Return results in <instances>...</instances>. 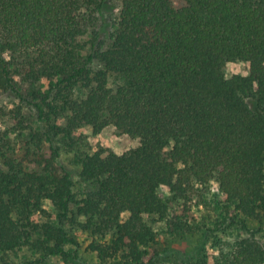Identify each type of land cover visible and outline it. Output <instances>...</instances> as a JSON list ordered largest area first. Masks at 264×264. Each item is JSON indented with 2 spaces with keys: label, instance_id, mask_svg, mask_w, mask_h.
<instances>
[{
  "label": "trees",
  "instance_id": "trees-1",
  "mask_svg": "<svg viewBox=\"0 0 264 264\" xmlns=\"http://www.w3.org/2000/svg\"><path fill=\"white\" fill-rule=\"evenodd\" d=\"M211 182L238 238L154 249L202 231L170 205ZM263 218L264 0H0V264H91L79 236L95 264H264Z\"/></svg>",
  "mask_w": 264,
  "mask_h": 264
},
{
  "label": "rangeland",
  "instance_id": "rangeland-1",
  "mask_svg": "<svg viewBox=\"0 0 264 264\" xmlns=\"http://www.w3.org/2000/svg\"><path fill=\"white\" fill-rule=\"evenodd\" d=\"M173 3L175 6L179 7L182 4V0H173ZM225 72L228 76H245L249 72V65L243 62L231 63L226 67ZM77 135H83L93 149L102 146L110 149L116 154H122L138 145V140L126 135H121L112 127H107L99 134H94L93 130L89 127H83L78 131ZM160 194L164 200L171 199V193L167 188H162ZM189 197L190 198L185 201L177 200V202H171L169 219L172 223L177 222L178 217L186 220L187 223H201L202 227H204L202 231L170 234L166 232L165 229H159L160 227H158V231H160L158 245H154L153 248L157 249L160 253L165 249H176L189 253L199 244L202 235L206 233L208 234L206 252L209 259H212L218 253V250L215 248L216 244L222 246L223 242L232 243L238 238L236 229H219V224L228 223L229 219H227L226 222L224 220L226 216H233L234 211L233 209L227 208L226 197L218 190L215 182H211L206 186H197ZM248 223H250V226L253 228L261 227L264 230V218L261 224L255 220L249 221ZM207 227H210L212 231H208L209 233L205 232L204 229ZM78 241L82 243L80 249L82 259L89 261L91 264H95L97 262L96 257L84 251L90 239L85 236H79ZM31 258L37 259L38 256L32 255L30 251H22L17 253V255H12L11 261L12 263H23L26 262V259ZM47 264H59V262L50 259Z\"/></svg>",
  "mask_w": 264,
  "mask_h": 264
}]
</instances>
